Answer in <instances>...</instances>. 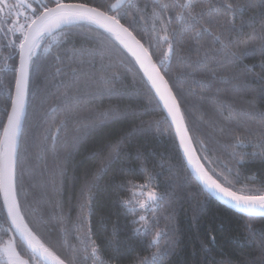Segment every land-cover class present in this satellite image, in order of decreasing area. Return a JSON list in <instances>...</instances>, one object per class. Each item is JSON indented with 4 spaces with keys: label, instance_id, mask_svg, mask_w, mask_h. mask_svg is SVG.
I'll use <instances>...</instances> for the list:
<instances>
[{
    "label": "trees",
    "instance_id": "obj_1",
    "mask_svg": "<svg viewBox=\"0 0 264 264\" xmlns=\"http://www.w3.org/2000/svg\"><path fill=\"white\" fill-rule=\"evenodd\" d=\"M65 1L91 5L116 3V0ZM161 2L171 4L172 0ZM137 3L143 7L152 0L122 3L120 10L127 15L121 22L130 26L138 38L143 36L147 48L146 32H151V19L145 24L139 18L141 13L129 8ZM145 15L150 16V13ZM253 16L256 23L252 27L258 29L264 18L259 7L236 19L237 24L244 21L245 33L252 31L248 22ZM102 31H90L88 27L72 29L70 43L64 47L83 50V56L73 57L71 51L67 54L62 51V62H57L43 49H38L37 56L33 57L16 168L18 200L30 226H38L37 230L46 240L50 239L64 257L71 255L73 247L83 248L81 231L76 227L80 192L87 181L95 178L85 227L90 224L93 239L103 246L116 226L120 252H106L105 259L115 256L112 264H136L139 258L149 256L156 249L147 247L151 236L142 239L133 235L129 223L133 217L125 214L120 203L127 199L128 193L121 192L118 185L128 179L142 181V167H146L153 173V185L158 186L157 190L164 197L156 213L158 227L166 233L161 246L167 241L176 242L165 264H220L222 261L250 264L258 260L260 249L264 247V218L249 221L247 215L202 190L184 161L161 105L157 108L158 100L149 101L145 78L135 60L120 45L113 47L108 43ZM184 40L182 46L178 45V54L184 57V63L173 55L166 78L171 80L173 91L180 99L189 135L201 162L208 167L211 160V166L217 171H225L230 166V157L222 147L226 141L218 131L221 121L228 117L231 109L240 112L247 110L250 104L255 106V111H264V91H261L264 81L259 78L264 72V56L256 52L236 65L221 63V57L213 56L207 38L198 42L188 37ZM165 50L166 46L153 48L152 52L160 58ZM10 51L0 49V125L6 121V106L10 108L7 98L13 91V69L18 63V54L5 60ZM70 81L73 82L71 95L80 97L77 119L69 124L66 133L61 132L53 147L51 138L45 139L49 129L55 131L52 121L56 114L52 109L58 104L56 97L64 93ZM222 104L229 108L222 112ZM106 112H116L119 118L105 119L102 114ZM77 123L87 127L82 128L81 140L73 146L71 137ZM117 142L122 144L119 158L97 174L101 158L106 157L110 146ZM246 151L251 152L252 148ZM238 180L237 188L264 187V164L245 163ZM2 205L0 196V244L11 235L10 232L5 234L9 225L5 222ZM61 209L64 217L70 212V218L64 221L67 229L64 233L60 230ZM249 222L254 228L251 234L246 228Z\"/></svg>",
    "mask_w": 264,
    "mask_h": 264
},
{
    "label": "snow or ice",
    "instance_id": "obj_2",
    "mask_svg": "<svg viewBox=\"0 0 264 264\" xmlns=\"http://www.w3.org/2000/svg\"><path fill=\"white\" fill-rule=\"evenodd\" d=\"M122 3L123 0H116V3L107 5L67 3L65 0H0V49L11 50L5 60L19 55V65L13 69L15 90L7 98L10 101V109L6 106V122L0 125V196L3 197L2 206L6 212L4 219L9 225L5 234L11 233L9 239L0 244V264H88L89 261L91 264H112L116 257L109 256L105 259L104 253L120 252L121 242L116 226L103 246L93 239L90 224L85 227L87 212L93 200L95 178L87 181L80 192V216L77 218L79 223L76 227L81 231L84 247H73L68 257H64L50 239H45L37 230L38 226H30L18 200V138L25 113L29 68L34 63L33 57L37 56L38 49H43L57 62H62V51L64 54L71 51L73 57L83 56V50L64 47L70 43L73 28L88 27L90 31L102 29L101 35L106 34L104 39L108 43L113 47L120 45L135 57L145 78L149 101L158 100L156 107L159 108L162 104L167 117L171 118L180 147L192 174L198 184L203 186V191L247 214L249 221L257 217L264 218V187H236L241 166L255 161L264 164V111L257 112L255 106L250 104L247 110L240 112L231 109L228 117L221 121L218 131L226 141L222 147L230 157V166H227L225 171H217L211 166V160L208 161V167L201 163V157L192 147L193 139L189 135L180 99L173 91L171 80L166 78L173 55L184 63V57L178 54V45L185 43L184 37L193 42L207 38L212 46L213 56L221 57V63L236 65L256 52L264 56V18L260 20L258 29L252 27L256 23L255 17L250 18L248 27H252V31L248 33H245L243 20L240 24L236 23L238 17L256 7L261 9V16L264 17V0H256V3L252 0H172L171 4L152 0V3H145L143 7L138 3L129 5V8H135L141 13L139 18L145 24L151 19V32H146L149 44L147 48L143 43L144 37L138 38L130 26L121 22L127 15L120 10ZM146 13H150V16L145 15ZM164 46L166 50L160 58H156L152 49H161ZM59 71L57 68V72ZM72 71L75 73L76 70ZM259 78L264 81V72ZM72 88L73 82L70 81L65 85L64 93L56 97L58 104L52 109L59 122L57 123L56 118L53 119L55 131L49 129L45 139L50 137L53 147L61 132L66 133L69 124L77 119L76 110L80 97L71 95ZM261 91H264V88ZM226 108L229 106L221 105L222 112ZM102 115L105 119L119 118L116 112H106ZM83 127L87 126L77 123L71 137L73 146L80 142L79 133ZM249 147L252 148L251 152L246 151ZM121 149L120 142L110 146L108 155L99 162L97 174L103 173L119 158ZM142 173V181L128 179L118 185L121 192L128 193L127 199L121 200L120 203L126 210L125 214L133 217L129 221L133 235L142 239L151 236L147 247L156 249L149 256L139 258L136 264H165L170 248L174 247L176 242L167 241L161 246L166 233L159 229L156 213L164 197L157 190L158 186L153 185V173L146 167H142ZM67 218H70V212L68 217H64L61 209L62 233L67 231L64 227ZM246 228L250 234L254 232L250 222ZM211 239L214 241L215 237ZM220 264L231 262L222 261ZM250 264H264V247L260 249L259 259L251 261Z\"/></svg>",
    "mask_w": 264,
    "mask_h": 264
},
{
    "label": "water",
    "instance_id": "obj_3",
    "mask_svg": "<svg viewBox=\"0 0 264 264\" xmlns=\"http://www.w3.org/2000/svg\"><path fill=\"white\" fill-rule=\"evenodd\" d=\"M127 0H123V3H125ZM65 2H67V3H80V2H75V1H65ZM145 46V45H144ZM131 55V54H130ZM132 56V55H131ZM133 57V56H132ZM133 59L135 60V57H133ZM135 62H136V60H135ZM137 64V63H136ZM18 65H19V55H18V63H17V67H18ZM138 65V64H137ZM138 67H139V65H138ZM140 68V67H139ZM141 70V69H140ZM141 72H142V70H141ZM143 73V72H142ZM14 90H15V83H14V87H13V91H12V93L14 92ZM28 94V89H27V93H26V98H25V113H24V118H23V121H22V125H21V132H20V136H19V138H18V147H19V142H20V138H21V134H22V129H23V125H24V121H25V117H26V110H27V95ZM161 107H162V109H163V105L161 104ZM10 109V108H9ZM163 111L165 112V115L167 116V113H166V110H164L163 109ZM168 118V120L170 121V123H171V118L170 117H167ZM6 122V121H5ZM171 125H172V123H171ZM172 128H173V130H174V133H175V127L172 125ZM175 137H176V135H175ZM176 140H177V142H178V145H179V148H180V151H181V153H182V156H183V158H184V161H185V163H186V165H187V167H188V169H189V171H190V173L192 174V169H191V167L189 166V164H188V161H187V159H186V157H185V155H184V152H183V149L180 147V144H179V139L176 137ZM192 147L194 148V146H193V144H192ZM196 151V150H195ZM197 154V153H196ZM202 163V162H201ZM192 176L194 177V179L197 181V179L195 178V176L192 174ZM197 183H198V181H197ZM201 187H203L202 185H200ZM212 197H214L216 200H218L219 202H221L222 204H224V205H226L227 207H229V208H231V209H233V210H235L236 212H238V213H241L238 209H236V208H233V207H231L230 205H228L227 203H225L223 200H221V199H219L218 197H215V196H212ZM1 199H2V204H3V197L1 196ZM5 211V210H4ZM5 214H6V212H5ZM241 214H244V215H247V214H245V213H241ZM17 239H19L18 237H17Z\"/></svg>",
    "mask_w": 264,
    "mask_h": 264
},
{
    "label": "flooded vegetation",
    "instance_id": "obj_4",
    "mask_svg": "<svg viewBox=\"0 0 264 264\" xmlns=\"http://www.w3.org/2000/svg\"><path fill=\"white\" fill-rule=\"evenodd\" d=\"M10 236H11V235H10ZM10 236H9V237H10ZM9 237H8L5 241H7V240L9 239Z\"/></svg>",
    "mask_w": 264,
    "mask_h": 264
}]
</instances>
